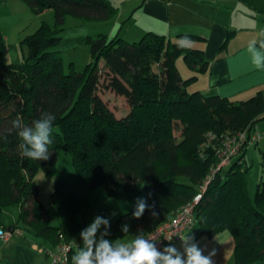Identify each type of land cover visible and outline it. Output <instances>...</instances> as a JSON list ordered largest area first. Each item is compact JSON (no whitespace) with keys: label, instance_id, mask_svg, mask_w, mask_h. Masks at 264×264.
Wrapping results in <instances>:
<instances>
[{"label":"trees","instance_id":"1","mask_svg":"<svg viewBox=\"0 0 264 264\" xmlns=\"http://www.w3.org/2000/svg\"><path fill=\"white\" fill-rule=\"evenodd\" d=\"M22 1L36 14L52 9L56 24L51 28L42 22L26 36L27 58L15 65L3 60L5 43L0 30V230L4 231L3 211L18 205L19 224L10 227L40 239L39 244L50 252L60 242H72L71 264L82 244L80 232L87 225L76 221L81 201L55 164V150L62 148L84 186L93 189L106 183L110 197L121 194L127 199L128 210L109 222L107 229L101 227V232L110 233L106 239L148 233L192 202L204 186L194 205L198 231L209 236L229 232L234 240V264L264 262V178L251 199L242 159L245 147L205 184L222 136L251 132L264 118V90L239 101L198 90L188 92L186 86L196 74L183 79L175 59L182 54L196 73L201 72L207 63L203 51L178 47L180 41L156 32L131 42L118 34L88 37L92 60L81 72L65 71L60 51L52 49L60 40L58 25L67 15L107 21L117 8L110 0ZM104 89L125 99L128 112L124 117L117 118L102 99L99 92ZM44 112L55 115L50 158L32 160L20 154V138L12 121L20 119L31 126ZM260 163L264 168V152ZM40 170L56 177L51 201L59 216L57 226L50 224L38 198L35 175ZM138 198L154 204L159 216L154 219L146 210L140 219L133 218ZM124 223L130 226L128 234L121 231Z\"/></svg>","mask_w":264,"mask_h":264},{"label":"crops","instance_id":"2","mask_svg":"<svg viewBox=\"0 0 264 264\" xmlns=\"http://www.w3.org/2000/svg\"><path fill=\"white\" fill-rule=\"evenodd\" d=\"M110 1L117 10L106 22L110 26L107 36L111 37L117 31L116 34L131 42L147 32H156L172 41L187 37L191 48L203 51L206 66L203 71L196 73V78L187 87L204 94H218L233 101L248 99L264 90V70L254 68L249 59L250 54L247 53L248 44L258 39L260 31H264V0ZM177 63V67L181 66L185 75L190 72L195 74V68L187 66L183 60L179 59ZM261 120L264 118L259 121ZM255 131L261 136L256 144L264 141L261 133ZM259 149L264 152V145ZM244 156L245 150L242 157L245 162ZM19 209L18 207L17 213ZM15 223L19 224L17 221ZM2 226L4 227L3 223ZM11 227L5 229L9 236L7 239L3 238V244L0 245L1 264L4 260L17 264L18 259L23 260L20 255L24 250L34 259L46 255L51 260L49 249L37 243L30 233L29 239L25 236V230ZM187 234L194 237L204 255L215 250L216 254L212 258L214 264H234V240L229 232L222 231L209 236L200 233L198 225H191L182 236ZM132 238L133 236L127 235L117 241L126 242ZM171 244L182 251L181 239ZM34 259L26 261L33 262Z\"/></svg>","mask_w":264,"mask_h":264},{"label":"rangeland","instance_id":"3","mask_svg":"<svg viewBox=\"0 0 264 264\" xmlns=\"http://www.w3.org/2000/svg\"><path fill=\"white\" fill-rule=\"evenodd\" d=\"M107 21H89L72 15H67L64 22L58 25L62 28L59 31L60 40L54 47H52V49L60 51L65 71H68L70 68L78 72L84 70L86 64L92 60L87 38L95 37L98 34L108 35L107 32L110 29V26L106 23ZM42 22L46 23L51 28L55 27L56 20L52 9H47L39 14H36L33 13L22 0H4V2H0V30L5 43L3 60L6 64L15 65L26 60L27 47L24 39L26 36L32 34L42 24ZM116 30H118V27ZM116 32L111 37L115 36ZM118 36L121 37L120 34ZM179 59L183 60V62L187 65V62L181 54L175 59L176 67L179 65L177 63ZM98 65L102 67L103 60H100ZM177 69L183 79L192 76V72L185 75L183 70L181 71V66H179V68L177 67ZM186 90L191 92L194 88L186 86ZM99 93L109 108L113 110L117 118L124 117L127 114L128 108L125 103L126 101L122 96L116 95L106 89L101 90ZM262 126H264V120L256 122L255 129L252 131L257 130L261 133L262 137H264V134H262V132H264V130H262ZM179 132L180 131L176 129L175 135L178 136ZM256 142L257 141H253V143L244 144V147L247 145L245 149L244 165L247 166V189L251 199L254 198L258 181L261 178H264V168H262L260 163L261 152L259 149V147L262 148V145H264L262 144L264 141H260L257 144ZM236 157L237 156H234L232 160L236 159ZM55 164L61 172L62 177L66 179L72 189L78 194L81 201V209L76 214V221L85 223L88 226L96 216H102L105 219H108L109 222H113L128 210L126 197L121 194L110 197L107 194L106 183H102L93 189L84 186L79 179L72 165L71 157L66 150L62 148H57L55 150ZM35 179L38 186V198L45 206L46 212L49 215L50 224L57 226L59 224V216L51 201V192L53 191L56 177L52 175H45L40 170L35 175ZM18 207V205L9 206L3 211L1 216V222L4 225L3 230L8 228V226L13 224V222H19V212L17 213ZM113 213H115V215H113ZM192 225L196 226L197 221L195 220ZM25 236L30 239L27 231L25 232ZM2 240L3 238L0 236V245L3 244ZM35 240L37 243L40 242V239ZM24 251L25 252L20 255L23 260L20 259L21 261H19L18 259L17 264H51V260L46 255L34 259L27 250ZM33 259V262L26 261H31ZM3 264L14 263L12 261L8 262L4 260Z\"/></svg>","mask_w":264,"mask_h":264},{"label":"clouds","instance_id":"4","mask_svg":"<svg viewBox=\"0 0 264 264\" xmlns=\"http://www.w3.org/2000/svg\"><path fill=\"white\" fill-rule=\"evenodd\" d=\"M190 46L191 42L187 37L180 39L178 47ZM247 53L250 54L252 66L264 70V31H260L258 39L248 44ZM54 120V114L44 112L31 126L24 124L20 119L12 121V127L17 130L20 138L18 148L22 156L38 161L50 158L48 146L53 143L56 132ZM146 210L154 219L159 216L154 204L149 205L146 198H138L132 217L140 219ZM102 226L107 229L110 226L109 220L96 216L85 229L81 230L82 244L72 255L71 264H214L212 258L216 254L215 250L204 255L191 235L179 236L182 251L171 243L161 251L157 248L159 239L151 235L146 236L143 231H138L130 241L119 242L106 239L110 233L107 230L101 232ZM129 227L128 223H124L121 225V231L128 234ZM172 237L173 235L164 238L171 241Z\"/></svg>","mask_w":264,"mask_h":264},{"label":"built area","instance_id":"5","mask_svg":"<svg viewBox=\"0 0 264 264\" xmlns=\"http://www.w3.org/2000/svg\"><path fill=\"white\" fill-rule=\"evenodd\" d=\"M213 137V135L209 136V139ZM260 137V134L256 131L247 132L246 130L239 131L233 134H224L221 138V146L216 149L217 161L213 165L211 173L207 177L205 184L211 180L214 173L219 171L221 168L226 167L234 156H238L240 154V151L242 147H244L245 143L248 144L253 143V141H258ZM202 190H204V186L201 187L200 192L196 194L192 202H189L177 209L169 220L158 224L156 227L145 234L146 236L151 235L159 239L157 241V248L159 250L162 251L163 248L169 243L180 239L179 236H182L183 232L193 224V222L195 221L194 205L201 198ZM172 235L173 237L171 241H168L164 238ZM0 236L4 239H7L9 236V232L0 230ZM72 246V242H60L54 248V250H52L51 252L49 251V254L51 256V264H70L69 253Z\"/></svg>","mask_w":264,"mask_h":264}]
</instances>
